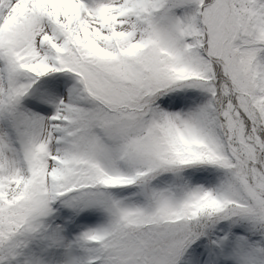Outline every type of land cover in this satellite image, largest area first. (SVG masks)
<instances>
[{
  "label": "snow or ice",
  "instance_id": "1",
  "mask_svg": "<svg viewBox=\"0 0 264 264\" xmlns=\"http://www.w3.org/2000/svg\"><path fill=\"white\" fill-rule=\"evenodd\" d=\"M0 264H264V0H0Z\"/></svg>",
  "mask_w": 264,
  "mask_h": 264
}]
</instances>
